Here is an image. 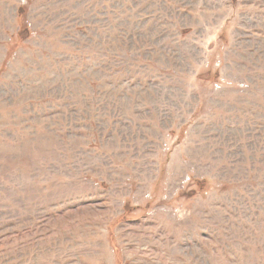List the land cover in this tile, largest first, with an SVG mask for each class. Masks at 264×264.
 I'll return each instance as SVG.
<instances>
[{"label":"rangeland","instance_id":"374dc122","mask_svg":"<svg viewBox=\"0 0 264 264\" xmlns=\"http://www.w3.org/2000/svg\"><path fill=\"white\" fill-rule=\"evenodd\" d=\"M0 264H264V0H0Z\"/></svg>","mask_w":264,"mask_h":264}]
</instances>
